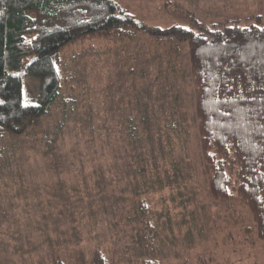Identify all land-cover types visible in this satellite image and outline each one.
<instances>
[{
	"label": "rangeland",
	"instance_id": "obj_1",
	"mask_svg": "<svg viewBox=\"0 0 264 264\" xmlns=\"http://www.w3.org/2000/svg\"><path fill=\"white\" fill-rule=\"evenodd\" d=\"M117 1L161 29L232 19L264 26V0ZM188 52L183 44L176 56L141 31L61 51L59 98L1 146L0 264H90L96 250L110 264L155 256L164 264H264L249 209L211 196ZM38 91V78H26V101L37 102ZM145 104L161 136L156 158L127 128ZM174 119L181 139L166 134ZM145 167L143 186L137 173Z\"/></svg>",
	"mask_w": 264,
	"mask_h": 264
},
{
	"label": "trees",
	"instance_id": "obj_2",
	"mask_svg": "<svg viewBox=\"0 0 264 264\" xmlns=\"http://www.w3.org/2000/svg\"><path fill=\"white\" fill-rule=\"evenodd\" d=\"M138 31L162 42L176 56L187 44L211 196L247 207L264 241V26L232 19L161 29L141 22L117 0H0V158L2 144L45 117L59 98L60 55L67 45L96 37L119 41ZM29 77L39 80L37 102H27L24 95ZM148 107L145 104L140 117L130 118L127 128L132 142L144 145L143 154L156 158L162 151L161 136L154 125L156 115L149 114ZM171 122L165 124L166 134L170 137V130L176 131L181 139V121ZM137 174L144 186L150 173L145 167ZM142 211L149 213L146 202ZM55 264L64 263L57 258ZM90 264L110 261L96 250ZM139 264L164 263L155 256Z\"/></svg>",
	"mask_w": 264,
	"mask_h": 264
}]
</instances>
